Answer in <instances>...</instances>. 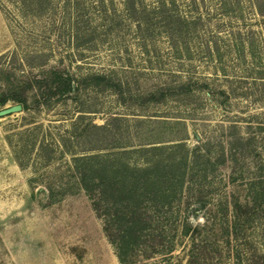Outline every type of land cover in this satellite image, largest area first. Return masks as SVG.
I'll list each match as a JSON object with an SVG mask.
<instances>
[{
  "label": "rangeland",
  "instance_id": "374dc122",
  "mask_svg": "<svg viewBox=\"0 0 264 264\" xmlns=\"http://www.w3.org/2000/svg\"><path fill=\"white\" fill-rule=\"evenodd\" d=\"M135 4L138 26L124 0H49L39 15L25 13L20 0H0V91L26 71L39 73L29 61L74 73L103 71L117 84L38 106L0 103V264H121L66 167L61 135L76 150L207 141L211 155L221 148L225 155L208 175L209 203L230 193L243 201L246 179L256 167L264 173V0ZM165 11L172 14L168 24ZM180 82L191 90L165 88L159 96V85ZM86 124L88 137L71 136ZM41 141L49 143L48 159L38 152ZM251 230L248 241H236L240 263L264 264V211ZM189 243L177 237L170 255L138 253L132 264H189ZM233 243L219 241V255L207 243V264H234Z\"/></svg>",
  "mask_w": 264,
  "mask_h": 264
},
{
  "label": "trees",
  "instance_id": "16d2710c",
  "mask_svg": "<svg viewBox=\"0 0 264 264\" xmlns=\"http://www.w3.org/2000/svg\"><path fill=\"white\" fill-rule=\"evenodd\" d=\"M48 3L49 0H20V8H24L25 13L39 15L48 9ZM124 9L135 25H140L135 0H124ZM162 17L168 24L172 14L165 11ZM29 62L27 66H37L39 73L32 75L26 71L6 83L0 91V103L13 99L24 106L27 102L38 106L48 104L54 98L77 99L86 87L117 86L103 71L74 73L64 68L45 69L40 63ZM114 88L122 91L119 87ZM165 88L179 94L191 90L188 82L159 85V96L165 94ZM149 97H154L152 92ZM87 132L86 124L79 131H73L71 136L76 139L88 137ZM61 138L64 139L61 153L66 151L70 155L66 167L78 187L88 195L96 215L102 219L103 230L114 245L121 264H132L133 255L138 253L142 256L155 252L170 255L177 237L179 241L183 237L189 239V264H207V243H211V250L219 255V241L229 243L232 239L235 242L231 248L234 264H241V246L236 241H248L246 236L253 229L254 218L264 211L261 167H256L254 175L246 179L243 201L230 193L219 196L211 204L207 195L208 175L216 163L224 162L225 155L222 148L211 155L207 141L193 145L184 140L137 145L117 142L76 150L69 147L70 141L67 143L62 135ZM38 148L42 157L48 159L49 143L41 141ZM230 158L233 157L230 155ZM234 179V175H230L229 180ZM189 213L191 216L201 213L202 219L191 220Z\"/></svg>",
  "mask_w": 264,
  "mask_h": 264
}]
</instances>
